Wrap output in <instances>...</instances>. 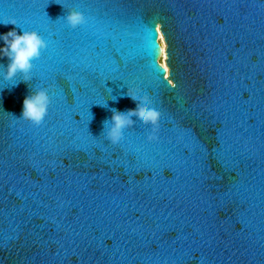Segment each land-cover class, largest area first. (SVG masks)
I'll return each instance as SVG.
<instances>
[{"label":"water","instance_id":"water-1","mask_svg":"<svg viewBox=\"0 0 264 264\" xmlns=\"http://www.w3.org/2000/svg\"><path fill=\"white\" fill-rule=\"evenodd\" d=\"M10 19L48 47L0 83V264H264V0H0ZM39 87L41 125L14 121ZM127 88L158 142L103 139Z\"/></svg>","mask_w":264,"mask_h":264},{"label":"clouds","instance_id":"clouds-1","mask_svg":"<svg viewBox=\"0 0 264 264\" xmlns=\"http://www.w3.org/2000/svg\"><path fill=\"white\" fill-rule=\"evenodd\" d=\"M59 4V3H58ZM64 23L71 29H76L86 23L84 14L78 10L68 9L66 15L62 18ZM2 25H14V19L6 22L0 21ZM48 47L46 40L37 31L21 30L17 34L16 28L0 33V83L16 81L28 83L32 79L33 62L40 58L42 51ZM163 67V64H161ZM4 88L0 87V91ZM129 99L136 103V109L121 112L116 109H110L111 115L103 122L102 135L108 143L119 145L125 133L134 131L135 125L147 126L150 129L146 136L148 143L158 142V131L161 113L153 107L150 99L141 100L136 94H133L128 88L124 93ZM111 100H115L112 96ZM50 105L49 89L44 87L32 88L22 100L21 111L19 117L10 114L14 121H26L34 127H38L48 114ZM107 107L104 104H99ZM8 113V112H7Z\"/></svg>","mask_w":264,"mask_h":264},{"label":"rangeland","instance_id":"rangeland-1","mask_svg":"<svg viewBox=\"0 0 264 264\" xmlns=\"http://www.w3.org/2000/svg\"><path fill=\"white\" fill-rule=\"evenodd\" d=\"M159 36H160V42H161L162 48H165V43H164V40H163L161 33H159ZM161 64H163L165 66V62L163 59L161 61Z\"/></svg>","mask_w":264,"mask_h":264},{"label":"bare ground","instance_id":"bare-ground-1","mask_svg":"<svg viewBox=\"0 0 264 264\" xmlns=\"http://www.w3.org/2000/svg\"><path fill=\"white\" fill-rule=\"evenodd\" d=\"M164 60V59H163Z\"/></svg>","mask_w":264,"mask_h":264}]
</instances>
